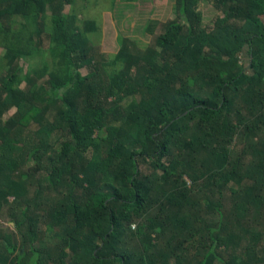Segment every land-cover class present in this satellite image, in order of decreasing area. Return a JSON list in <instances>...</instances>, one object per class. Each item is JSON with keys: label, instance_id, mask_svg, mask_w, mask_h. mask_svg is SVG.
<instances>
[{"label": "trees", "instance_id": "16d2710c", "mask_svg": "<svg viewBox=\"0 0 264 264\" xmlns=\"http://www.w3.org/2000/svg\"><path fill=\"white\" fill-rule=\"evenodd\" d=\"M201 1L103 61L76 0H0V264H264V0Z\"/></svg>", "mask_w": 264, "mask_h": 264}, {"label": "rangeland", "instance_id": "374dc122", "mask_svg": "<svg viewBox=\"0 0 264 264\" xmlns=\"http://www.w3.org/2000/svg\"><path fill=\"white\" fill-rule=\"evenodd\" d=\"M177 0H137L126 2L122 0H76L73 7L67 6L65 12L69 13L72 9L79 17V24L91 36L96 58L105 61L108 57L118 52L121 45L119 43V35L128 40L129 43L135 42L141 47H149L154 43L155 36L161 31L162 27L170 20L177 16L176 10ZM199 10L203 13L204 25L208 28L212 27L216 18L220 14L214 9L211 0H202ZM51 11L48 10V14ZM13 21L18 23L23 22L20 17H14ZM6 24V23H5ZM7 25V24H6ZM148 26V28H146ZM15 27V24L14 26ZM48 50V38L45 32L41 35L40 50L31 57L29 61H21L23 70H38L42 66L43 60H46L50 65V56ZM4 48L0 46V77L3 76L6 70V60L3 57ZM82 74L90 71L89 67H81ZM44 78H40L41 86L44 84ZM42 81V82H41ZM45 86V85H43ZM21 87L25 88V82L21 83ZM16 112V107L11 108L3 119L8 118ZM54 110L49 112V117L53 118ZM30 166L35 165V161L29 162ZM144 168L147 165L143 166ZM41 176V184L43 188L47 186L48 181L46 174L39 173ZM34 194V192H33ZM39 200H44L47 205H53L57 199L55 191H45L39 196ZM15 200L14 197H10ZM19 212V211H18ZM17 218H19L17 213ZM10 233L14 234V223H4ZM137 222L132 223V228H135ZM43 244L47 246L53 245V238L49 233H45L42 237ZM30 254L24 259V264H30ZM42 264H46L45 260Z\"/></svg>", "mask_w": 264, "mask_h": 264}]
</instances>
